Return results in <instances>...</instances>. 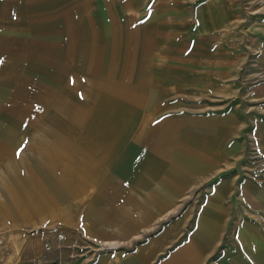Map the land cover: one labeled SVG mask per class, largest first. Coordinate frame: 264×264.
Listing matches in <instances>:
<instances>
[{
	"label": "rangeland",
	"instance_id": "rangeland-1",
	"mask_svg": "<svg viewBox=\"0 0 264 264\" xmlns=\"http://www.w3.org/2000/svg\"><path fill=\"white\" fill-rule=\"evenodd\" d=\"M221 122L235 126L228 137L243 156L237 167H261L264 0H0V137L8 146L98 136L110 137L99 149L134 151L122 141L141 137L147 152L189 154L206 171L217 160L207 161L205 126ZM230 173L203 187L195 176L181 197L184 232L198 231L205 193ZM0 227V264L62 256L56 225ZM12 228L16 249L6 242Z\"/></svg>",
	"mask_w": 264,
	"mask_h": 264
},
{
	"label": "crops",
	"instance_id": "crops-1",
	"mask_svg": "<svg viewBox=\"0 0 264 264\" xmlns=\"http://www.w3.org/2000/svg\"><path fill=\"white\" fill-rule=\"evenodd\" d=\"M205 128L207 161L217 160L206 171L189 154L147 152L141 137L123 139L134 151L95 146L110 137L44 138L21 150L0 137V224L56 225L64 236L56 264H264L263 133H255L261 167L247 168L237 167L243 156L230 146L234 125ZM227 171L204 195L198 231L184 232L182 194L195 176L203 187ZM18 232L6 239L11 248Z\"/></svg>",
	"mask_w": 264,
	"mask_h": 264
},
{
	"label": "built area",
	"instance_id": "built-area-1",
	"mask_svg": "<svg viewBox=\"0 0 264 264\" xmlns=\"http://www.w3.org/2000/svg\"><path fill=\"white\" fill-rule=\"evenodd\" d=\"M57 241L60 243V242H63L64 240V236L62 234H58L57 237H56ZM44 249L46 252H50L52 250L51 246L48 245V244H45L44 245Z\"/></svg>",
	"mask_w": 264,
	"mask_h": 264
},
{
	"label": "snow or ice",
	"instance_id": "snow-or-ice-1",
	"mask_svg": "<svg viewBox=\"0 0 264 264\" xmlns=\"http://www.w3.org/2000/svg\"><path fill=\"white\" fill-rule=\"evenodd\" d=\"M19 154H20V153L18 152L17 155L19 156Z\"/></svg>",
	"mask_w": 264,
	"mask_h": 264
}]
</instances>
